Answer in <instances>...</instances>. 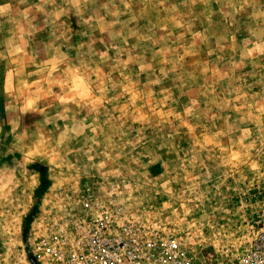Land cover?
Returning a JSON list of instances; mask_svg holds the SVG:
<instances>
[{
    "label": "rangeland",
    "instance_id": "1",
    "mask_svg": "<svg viewBox=\"0 0 264 264\" xmlns=\"http://www.w3.org/2000/svg\"><path fill=\"white\" fill-rule=\"evenodd\" d=\"M264 208V0H0V264L102 218L238 264Z\"/></svg>",
    "mask_w": 264,
    "mask_h": 264
},
{
    "label": "built area",
    "instance_id": "2",
    "mask_svg": "<svg viewBox=\"0 0 264 264\" xmlns=\"http://www.w3.org/2000/svg\"><path fill=\"white\" fill-rule=\"evenodd\" d=\"M255 225L256 237L238 264H264V208ZM61 243L48 249L49 264H209L194 262L175 239L161 238L140 225L117 226L107 218Z\"/></svg>",
    "mask_w": 264,
    "mask_h": 264
}]
</instances>
